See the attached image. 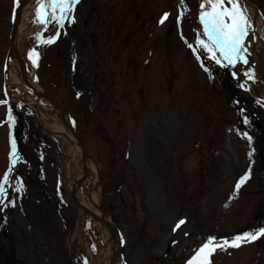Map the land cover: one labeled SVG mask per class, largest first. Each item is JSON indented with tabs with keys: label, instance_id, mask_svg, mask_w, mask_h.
I'll list each match as a JSON object with an SVG mask.
<instances>
[{
	"label": "rangeland",
	"instance_id": "rangeland-1",
	"mask_svg": "<svg viewBox=\"0 0 264 264\" xmlns=\"http://www.w3.org/2000/svg\"><path fill=\"white\" fill-rule=\"evenodd\" d=\"M194 1L79 0L62 27L38 23L35 9L20 38L30 76L70 117L92 158L96 172L84 181V196L100 187L121 264H187L208 237L220 242L264 228V0H248L261 16L256 38L245 9L254 8L239 0L250 23L243 59L232 65L196 43L207 37ZM18 10L14 0H0V100L7 101L0 181L10 178L0 202V264H103L112 231L83 213L69 187L86 165L72 162L68 139L46 134L27 88L4 93ZM210 259L264 264V235Z\"/></svg>",
	"mask_w": 264,
	"mask_h": 264
},
{
	"label": "snow or ice",
	"instance_id": "snow-or-ice-1",
	"mask_svg": "<svg viewBox=\"0 0 264 264\" xmlns=\"http://www.w3.org/2000/svg\"><path fill=\"white\" fill-rule=\"evenodd\" d=\"M79 0H48L44 3L43 0H37L36 18L38 23L47 24L49 19L55 20L57 25L63 26L62 22L68 19V14ZM21 0H14V5L19 6ZM183 4V0H181ZM207 5V9H206ZM201 12L199 14L200 21L203 25V34L207 40L197 39L196 43L201 45L217 63H221V59L217 57L219 52L220 57L227 61L229 65L234 63V57L243 59L240 52L243 47L244 38L248 35L249 19L247 13L243 10L239 0H206L200 4ZM169 13L165 12L160 19L163 24L167 19ZM183 10L177 17V23L183 17ZM56 37H48L47 43H51ZM193 48L192 44L188 45ZM195 51V49L193 48ZM33 53H29L32 58ZM36 64V60H32ZM244 63H247L244 60ZM235 75V73H233ZM251 78V77H250ZM243 87V85H241ZM7 101H0V104H6ZM9 122L14 123L11 115V109L8 112ZM245 122L247 120L245 119ZM247 136V133H244ZM249 143L251 136H247ZM12 158L13 163L16 160V143L12 141ZM11 171V169H9ZM250 177V171L240 178L236 184V189L239 190L241 185ZM9 176L5 174L2 181H0V202L8 199V189L5 187L9 183ZM19 191V189H17ZM14 203V202H13ZM184 220L177 222L176 228L184 224ZM259 235H264V228L259 229L257 233H244L243 235H236L233 239L222 238L220 242H216V237H208L202 245L194 252V255L187 261V264H211V256L217 250H225L226 246L240 247L242 242H251L257 239Z\"/></svg>",
	"mask_w": 264,
	"mask_h": 264
},
{
	"label": "bare ground",
	"instance_id": "bare-ground-1",
	"mask_svg": "<svg viewBox=\"0 0 264 264\" xmlns=\"http://www.w3.org/2000/svg\"><path fill=\"white\" fill-rule=\"evenodd\" d=\"M202 2H204V0H202ZM245 5L247 6L246 3ZM36 8H37V0H27L23 2V5H21L20 11L18 10V17H19L20 22H19V28H18L16 40L13 45V52L11 54L10 62L7 66V85L9 86L10 85H23L24 88H27L26 83L29 82V84L32 87H34L35 92L41 95L44 92V90L42 89L40 85L36 83L34 78L30 76L29 81L27 82L25 75H24V71L22 69V61H21L22 59H20L19 57L21 56V48L19 44L21 35L25 34L24 32L26 29V21L31 19V17L33 16V12ZM245 9L250 14L251 18H253L256 14L258 15V17L255 19L256 27L253 29H254L255 35L260 34L261 16L259 15V13H256V11H253L251 8L246 7ZM259 50L260 48H257V50L253 51L256 58L257 56L259 58ZM37 105H38V117L41 119V122L43 123L44 128L47 131H49L53 135L57 134V135H54L55 137H57L58 135L69 136L68 140L72 144L71 146L72 162L73 160L80 158L81 162L88 166L87 170H89L92 173H95L96 168L94 167L92 162L90 161L88 162L86 160V156L83 153L82 149L80 148L77 140H75L72 137V134L69 131L68 125H72V121L70 117H68L67 115H64L63 116L64 119H60V120L50 118V115H49L50 111L54 110L55 108L47 100L41 99L38 101ZM235 129L238 130L239 127L235 126ZM81 177L82 176L76 178L74 182H77L78 180H80ZM69 187H70V191L74 193L75 192L74 183H71ZM84 187H85V182L80 184L76 189V194L79 197L80 203L82 204L86 212L90 214V217L92 216L94 219H96V221H98L104 226H107L106 222L108 221V217H106L101 212V209H100L102 206V192H101L100 187L93 189L89 193V196H84ZM120 243H121V239L118 233H114L111 236V240H110L111 245L108 249V253L106 257L107 260L104 261L103 264H121L123 258L122 256L119 255Z\"/></svg>",
	"mask_w": 264,
	"mask_h": 264
},
{
	"label": "water",
	"instance_id": "water-1",
	"mask_svg": "<svg viewBox=\"0 0 264 264\" xmlns=\"http://www.w3.org/2000/svg\"><path fill=\"white\" fill-rule=\"evenodd\" d=\"M19 18L15 19L14 20V23H13V30H12V34H11V48H10V54L13 52V44H14V40H15V37H16V33H17V29H18V24H19ZM10 54H9V57H10ZM8 57V58H9ZM22 67H23V70L25 71V75H26V78L27 77V72H26V68H25V64H22ZM31 90H33V88L31 86H29ZM44 98L50 100L47 96H43ZM52 102V101H51ZM55 106H57L54 102H52ZM72 134L77 138V140L79 141V144L81 146V149L82 151L85 153L86 155V158H87V161L89 162L90 161V156L88 155V153L86 152L85 150V146L81 140V138L70 128ZM79 184V182L77 183V185ZM74 200L75 202L77 203V205H79L81 208H83L78 200V198L76 196H74ZM108 226L112 229V231H115V227L112 223H108Z\"/></svg>",
	"mask_w": 264,
	"mask_h": 264
}]
</instances>
